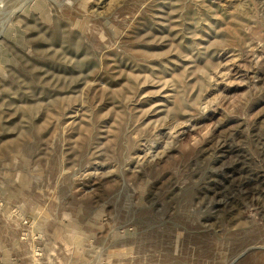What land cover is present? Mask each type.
Instances as JSON below:
<instances>
[{
  "label": "rangeland",
  "instance_id": "rangeland-1",
  "mask_svg": "<svg viewBox=\"0 0 264 264\" xmlns=\"http://www.w3.org/2000/svg\"><path fill=\"white\" fill-rule=\"evenodd\" d=\"M0 264H264V0H0Z\"/></svg>",
  "mask_w": 264,
  "mask_h": 264
}]
</instances>
